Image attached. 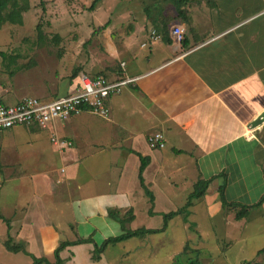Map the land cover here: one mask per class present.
<instances>
[{
  "label": "crops",
  "instance_id": "1",
  "mask_svg": "<svg viewBox=\"0 0 264 264\" xmlns=\"http://www.w3.org/2000/svg\"><path fill=\"white\" fill-rule=\"evenodd\" d=\"M124 5L125 20L100 21L98 32L60 35L58 41L45 33L32 36L20 50V61L1 50L4 59L9 57L0 67V95L8 103L23 96L50 101L72 94L80 73L109 80L138 77L107 99L108 117L82 110L45 128L18 125L0 131V151L6 143L4 148H15L9 143L20 134L28 148L33 144L39 148L31 167L11 156L0 159L3 170L22 172L9 174L8 179H28L31 190L23 203L6 205L0 192V214L9 220L14 242L50 263L60 242L91 238L92 242L65 247L60 252L62 264H127L132 249L125 245L134 238L108 244L98 260L91 258L94 244L123 232L108 210L118 211L121 218L131 211L126 230L160 229L162 214L183 206L185 202L176 207L175 201L186 200L199 179L212 178L185 220L176 215L164 230L136 239L138 249L151 250L139 255L140 260L152 264L148 260L164 247L161 237L176 221L202 237L189 219L199 201L218 231L228 226L241 230L252 216L257 219L264 213V200L254 205L264 195V118L252 125L264 114V0H147ZM173 25L184 30L181 44L169 34ZM151 30L161 39L151 43ZM156 131L164 136L161 149L147 143V136ZM52 134L72 145L59 152ZM42 143L54 148L56 156L42 159ZM139 155L149 158L142 178L153 194L152 207L138 178ZM39 164L43 166L36 167ZM221 186L226 201L237 205L222 203ZM14 188L23 189V184ZM212 205L218 209L210 211ZM244 206L247 214L237 219ZM139 218L143 223L138 227ZM6 235L7 226L0 219V254L31 264L30 256L4 248ZM191 240L186 239L179 253L169 252L165 261L175 264ZM199 248L206 249H194Z\"/></svg>",
  "mask_w": 264,
  "mask_h": 264
},
{
  "label": "rangeland",
  "instance_id": "2",
  "mask_svg": "<svg viewBox=\"0 0 264 264\" xmlns=\"http://www.w3.org/2000/svg\"><path fill=\"white\" fill-rule=\"evenodd\" d=\"M84 1H87L88 4L86 6H89L93 0H55L53 9L49 8V3L54 2V0H28L29 8L23 12L22 24L4 23L0 27V51H6L8 56H15V58L19 60L21 59L20 50L22 46L28 43L32 36L38 34L37 24H39L42 33L55 35V37L53 36L55 41H58L60 35L66 36L68 34H76L80 37L86 36L92 34L96 30L98 32L100 21L105 20L108 21V23L115 24L118 19L125 20L127 14H125L126 9L124 8V4L147 0H99L93 10L86 9L87 7L84 6ZM66 9L69 12H67ZM10 52L13 54H10ZM7 57L4 59V57L0 56V67L8 62L9 57ZM23 59L27 61L28 56L23 57ZM9 144L15 148H4L9 145L7 143L6 145L3 144V148L0 151V159L11 156L13 159L26 161L25 165L29 167L36 163L35 160L37 158L35 157L37 154L35 153L39 148H36L34 144L33 148H28L25 143L24 135H18L17 138H14ZM42 145L43 150H41V153H44L42 159L46 160L48 158L47 160H49L48 154H54V156H56L54 148H50L48 143H42ZM10 153H12V155H10ZM3 166L4 164L0 162L1 201L5 203L4 205H6L7 202L16 204L23 203L31 194V190L27 186L28 179H8L9 174L11 176H17L22 172L16 169V171H5L3 170ZM40 166L43 165H36V167ZM57 166L59 167V164ZM20 183L23 184V189H15L14 184L18 185ZM209 195V193L206 194L207 197ZM175 202L176 207H180L181 203H184L185 200H183V202ZM195 205L196 208L190 214L189 219L196 224V228L202 237L197 235L194 231L193 233L195 235H193V233H190L181 223H178L179 221H176L173 223L171 230L161 237L162 244L165 243L164 247L162 246L157 256L155 258L151 257L148 263L168 264L165 261L168 253H179L186 239H192V243L196 246L194 248L204 246L206 249H192L190 245L192 243L189 241L182 249V255L179 254V257L176 256L175 264H244V261L240 262L241 259L264 264V252L259 254L260 256H256L257 250L264 246V213L261 218L255 219V216H252L253 218L248 219L247 225L241 230L233 231L232 227L228 226V229L224 228L218 231V229L216 230L215 227H212L214 220L208 217L210 214L208 210L204 208V205L200 203V201ZM259 205H261V203ZM216 209H218L217 206L212 205L210 211ZM4 213L8 215V211L4 210ZM142 223L143 220L139 218L136 225L139 227ZM194 227L195 226L192 225L191 230H193ZM229 230L232 232L231 234L227 233ZM187 236L189 238H187ZM131 238H134L131 243L125 245V248L132 249L130 250L131 254L126 257V263L146 264L145 260H140L138 257L139 255L149 253V251H151L150 247L141 246L138 249L136 244L139 241L136 239L142 237H130V239ZM2 250H4L3 247ZM113 252H115V249H113ZM13 256L12 254L4 256L0 254V264H24L21 260L13 258ZM19 256L26 258L23 254H19Z\"/></svg>",
  "mask_w": 264,
  "mask_h": 264
},
{
  "label": "built area",
  "instance_id": "3",
  "mask_svg": "<svg viewBox=\"0 0 264 264\" xmlns=\"http://www.w3.org/2000/svg\"><path fill=\"white\" fill-rule=\"evenodd\" d=\"M169 34L174 42L181 44L184 40V30L180 25H173ZM161 39L155 30L149 33V40L154 43ZM138 77L121 76L113 80L103 75L89 76L85 73L78 75L79 86L72 94L62 96L50 101H43L33 96H23L14 103L4 101L0 95V131L18 125L45 128L53 121H66L72 115L82 110H88L100 117L109 116L107 99L118 94L122 89L134 83ZM51 142L59 152H63L72 145L65 138L51 135ZM147 143L151 149H161L165 146L164 136L156 131L147 136ZM64 168H61V172Z\"/></svg>",
  "mask_w": 264,
  "mask_h": 264
},
{
  "label": "trees",
  "instance_id": "4",
  "mask_svg": "<svg viewBox=\"0 0 264 264\" xmlns=\"http://www.w3.org/2000/svg\"><path fill=\"white\" fill-rule=\"evenodd\" d=\"M23 1V2H22ZM99 0H93L91 2V4L86 8L89 10H93L97 4ZM179 0H177L178 2ZM29 8V2L28 0H0V27L4 24V23H11V24H22L23 18H22V13L25 12L26 10H28ZM37 31L38 34H41V30L39 28V24H37ZM0 55L4 56L5 53L3 51H0ZM139 159H140V166H139V173H138V178L140 181V185L142 186V188L144 189L145 194L148 196L149 199V203L150 206H153V194L152 192L148 189V187L144 184L143 182V178H142V172L144 167L147 165L149 158L148 157H144L139 155ZM212 180V178H207V179H199L197 180L194 185H193V189L192 191L188 194L185 203L183 204V206H181L180 208H178L175 211H171L165 214H162L163 217V225L160 229H146V228H136L134 230H126L124 228V222L129 221L132 218V214L131 211H128L127 214H129V216H127L126 218H121L119 216V212L116 210H108V216L111 217L112 219L118 221L121 223L122 228H123V232L117 236L114 237H109L107 239H105L104 241H102L101 244L97 245L94 244V248L92 250V255L91 258L92 260L96 261L99 259L100 254L104 251V249L108 246V244H114L117 243L119 241L128 239L130 237H143L146 234H150V233H158L162 230L165 229V227L167 226V222L173 218L176 215H183L184 220L187 218L188 214H189V207L192 206L194 204V201H196L197 199L201 198L204 193L206 192L208 185L210 183V181ZM219 194H220V199L222 201V203L224 205L228 204V205H237L235 203H228L225 199L224 196V188L223 186L219 187ZM264 200V195L262 196V198L254 205H259L260 203H262V201ZM151 207L149 212L151 213ZM250 207V206H249ZM248 207V208H249ZM247 207L244 206V208H241L240 210L237 211L235 217L237 219H240L242 217H244L247 214ZM0 219L6 224L7 226V235L6 238L3 240V246L4 248L9 251V252H13V253H17V252H22L25 255H28L32 258V263L31 264H62L63 260L60 258V252L67 246L69 245H73V244H77V243H85V242H92L91 238H86V239H77L75 241H63L60 242L59 245L54 249V262L50 263L46 258L41 257V258H37L34 255H32L31 253H29L24 244L22 243H16L13 241L11 235L9 234V220L4 218L1 214H0ZM192 226V224L190 225V227ZM264 252V246L261 247L258 251L257 254H261ZM244 264H262L261 262H252V261H246L244 262Z\"/></svg>",
  "mask_w": 264,
  "mask_h": 264
},
{
  "label": "water",
  "instance_id": "5",
  "mask_svg": "<svg viewBox=\"0 0 264 264\" xmlns=\"http://www.w3.org/2000/svg\"><path fill=\"white\" fill-rule=\"evenodd\" d=\"M264 118V114L260 115L258 118H256L253 122L252 125L258 124L262 119Z\"/></svg>",
  "mask_w": 264,
  "mask_h": 264
}]
</instances>
